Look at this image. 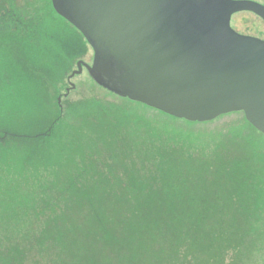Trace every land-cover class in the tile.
<instances>
[{"label": "trees", "instance_id": "trees-1", "mask_svg": "<svg viewBox=\"0 0 264 264\" xmlns=\"http://www.w3.org/2000/svg\"><path fill=\"white\" fill-rule=\"evenodd\" d=\"M49 2L57 21L73 30L69 31L66 26L61 29L60 35H66L67 30L73 36L55 38L58 41L54 51L46 52L42 46L41 50L51 55L49 66L54 70L63 59L74 62L86 56L89 45L75 27L55 12L52 1ZM13 16L0 19V30H3L0 39L4 35L7 45L11 44L8 52L16 57V65L21 69L10 73L16 74L15 79L20 81L32 78L27 74L29 67H32L30 72L39 74L45 71L46 65L40 58L41 40H31L29 25L17 20L16 14ZM51 41L48 38L46 42ZM0 92V96L5 93L2 88ZM12 93H17L14 78L7 86V94ZM25 95L31 93L25 92ZM122 101L134 103L127 99ZM31 102H27V108ZM135 104L167 116L173 123L188 126L203 127L225 117L210 123H191ZM234 114L243 116L244 129L262 144L264 135L246 121L243 113ZM31 116L29 121L26 119L22 123L14 119L7 125L0 122V152L14 142L18 144L46 135L47 124H41L43 128L39 129V116L35 113ZM150 123L139 124L144 125L145 135L142 137L143 132L139 133L141 140L135 146L143 156L137 167L130 168L128 162L122 166L126 180L122 179L121 192L103 185L81 194L78 201L73 199L59 216L55 213L57 207L52 196L46 194L42 209L34 210L31 203L15 209L14 221L33 225L32 233L42 239L40 248L46 249L43 254L46 255L47 250L51 255L55 253L52 264H249L247 254L251 243H264L254 239L255 234L264 235V223H260L264 221V169L260 173H252L249 169L250 163L258 157L252 153L251 145L241 139L242 147L231 145L227 154L209 158V161L204 159L196 172H190L184 168V154L191 147L187 144L190 136L172 130L169 123ZM22 127L23 130L32 128L31 135L25 134ZM166 141L170 145H165ZM219 148L212 152L214 156ZM95 168L107 174L114 169L105 162L96 164ZM3 206L2 203V220L7 218ZM10 218L12 221V216ZM44 218H48L47 223H38V219ZM16 243L23 247L22 242ZM14 250L13 245L3 246L0 264H18L20 261L15 258ZM18 253L19 260L25 261V252Z\"/></svg>", "mask_w": 264, "mask_h": 264}, {"label": "rangeland", "instance_id": "rangeland-1", "mask_svg": "<svg viewBox=\"0 0 264 264\" xmlns=\"http://www.w3.org/2000/svg\"><path fill=\"white\" fill-rule=\"evenodd\" d=\"M252 1L264 5V0ZM13 14H16L17 20L29 25L31 40H41L39 44L42 45L38 48L40 58L46 65L43 67L45 71L39 74L30 72L32 67H29L27 74L32 78L16 80L17 75H11L10 71L21 68L16 65V57L13 58L8 52L11 44L7 45L4 35L1 37L0 88L5 93L0 96V122L7 125L8 121L14 119V122L22 123L26 119L29 121V116L35 113L40 118L37 126L39 129L43 128L41 124H47L44 126L45 136L41 134L18 144L14 142L0 152V205L4 204L3 210L7 215L2 220L3 215L0 213V249L13 245L15 258L20 261L18 264H52L55 253L51 255L47 250V254H43L46 249L40 248L41 237L32 233V224L23 223L22 220L15 222L14 210L28 207L30 203L34 210H40L46 202V194H50L57 207L56 211L55 207L52 209L59 216L73 199L78 201L81 194L90 193L103 185L121 192L122 179L126 180V176L122 175V166H126L125 163L128 162L130 168L132 165L137 167L140 165L139 158L143 156L135 146V143H140L139 133L144 129V125H139L140 123H169L168 127L172 130L186 132L190 136L187 144L191 147L184 154L186 171L196 172L204 159L209 161L227 154L231 151V145L242 147L241 139L251 145L252 153L258 156L257 160L250 163L251 172L263 171L264 141L262 140V144L257 142L244 129L241 114L225 116L203 127L173 123L167 116L135 103L123 102L121 98L101 89L86 71L72 79L75 89L65 97L69 88L68 77L77 69V63L82 60L92 65L91 47H88L86 56L74 62L69 58L63 59L62 64L56 65L54 70L51 67V70V55L46 52L54 51L55 43L62 36L72 38L73 34L69 32L71 28L57 21L49 0H0V19L13 18ZM65 26L69 31L65 30L66 35H60ZM231 27L240 34L264 40V22L252 13L234 15ZM48 38L52 41L46 42ZM55 38L58 40H54ZM42 46L46 52L41 50ZM11 78H14L17 93L10 95L7 94V86ZM25 92L31 95H25ZM27 102H31L28 108ZM31 130L32 128H28L23 131L31 135ZM143 135L144 132L142 137ZM164 144L170 145L168 141ZM218 148V154L214 156L212 152ZM100 162L110 164L114 169L108 174L100 171L95 168ZM56 197L59 200L56 201ZM47 220L48 218L38 219V223L43 225ZM254 239L264 241V235L255 234ZM16 240L22 242L23 247L20 248ZM260 243H251L250 250L253 251L249 250L247 254L249 264H264V243ZM20 251L25 252V261L19 260ZM57 261L58 259L55 262Z\"/></svg>", "mask_w": 264, "mask_h": 264}, {"label": "water", "instance_id": "water-1", "mask_svg": "<svg viewBox=\"0 0 264 264\" xmlns=\"http://www.w3.org/2000/svg\"><path fill=\"white\" fill-rule=\"evenodd\" d=\"M93 51L85 69L100 88L165 115L210 123L234 113L264 135V40L236 32L252 0H51ZM61 100L59 99V102Z\"/></svg>", "mask_w": 264, "mask_h": 264}, {"label": "flooded vegetation", "instance_id": "flooded-vegetation-1", "mask_svg": "<svg viewBox=\"0 0 264 264\" xmlns=\"http://www.w3.org/2000/svg\"><path fill=\"white\" fill-rule=\"evenodd\" d=\"M79 62H80V61H79ZM84 71H86V70H85V69H83V72H84ZM83 72H82V73H83ZM86 72H87V71H86ZM81 75H82V74H81ZM79 76H80V75H79ZM74 78H75V77H74Z\"/></svg>", "mask_w": 264, "mask_h": 264}]
</instances>
